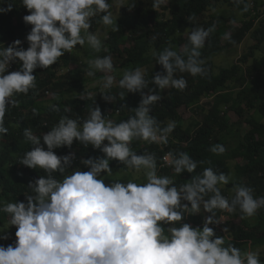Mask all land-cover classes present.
<instances>
[{"label": "clouds", "instance_id": "clouds-1", "mask_svg": "<svg viewBox=\"0 0 264 264\" xmlns=\"http://www.w3.org/2000/svg\"><path fill=\"white\" fill-rule=\"evenodd\" d=\"M3 3L8 6L0 7V13L11 11L15 2L0 0V4ZM21 3L30 13L23 17L26 24L32 25L24 42H28L29 47L24 49L22 41L17 39L10 46L0 48V134L8 132L4 117L9 105L16 107L19 104L15 95H26L36 88L34 70L49 68L64 54L70 58V64L59 69V82L73 70L85 69L84 64L75 69L71 67L74 58L70 52L77 45L85 44L99 52L102 47L100 28L117 24L119 10L126 5L124 0H21ZM166 3L167 0H153L152 8L157 11ZM247 8L245 5L244 11ZM97 16L102 26L97 31H90L93 18ZM214 28L194 26L185 31L186 44L179 48L169 44L159 51L154 50L156 63L162 65L164 71L156 73L151 80L147 77L153 73L146 76L147 69L137 67L125 70L117 81L112 74V57L95 58L91 54L94 59L87 61L86 75L92 78L102 76L97 72L104 74L101 87L104 99L113 102L115 97L110 90L118 86L127 93L139 92V106L130 109L123 105L103 113L96 107L84 118L66 115L42 137L34 134L32 128L24 129L25 140L31 142L32 147L18 157L11 168L12 165L20 166L25 168V173L31 168L41 169L47 175L29 183L31 193L26 194V203L0 200V212L9 217L8 224L0 225L3 245L4 239H9L6 229L11 232L17 227L15 244L0 245V264H264L259 250L242 251L231 243L225 246V240L232 238L221 233L222 228L229 233L227 225L230 221L224 222V218L229 219L237 210L242 218L256 215L264 208V196H254V189L245 184L231 183L234 185L229 187L231 177L211 167L177 186L175 183L185 178V171L196 172L203 161L198 162L187 152H172L173 144H181L171 135L176 122L164 124L151 116L155 106L161 107L171 98L172 88H186L187 80L181 74L188 73L193 77L206 74L200 50ZM18 61L22 62L20 70L15 66ZM150 84L158 87L161 93L155 94ZM169 88L170 96L165 98L163 90ZM77 90L84 92L81 99L91 96V93H85L89 90L86 85ZM42 94L47 107L75 114L67 100L78 95L76 91L70 92L66 99L57 98L48 89ZM120 96L123 97L124 92ZM214 98H204L198 107L211 109ZM82 108L86 110L85 106ZM227 110L225 107L224 111ZM122 111L134 114L126 121ZM202 113L203 110L198 114L195 111L194 117ZM200 119L197 128L203 125V115ZM133 140H142L144 146L151 145L160 150L159 167L156 154L147 151L138 154L131 147ZM77 141L85 147L91 145L104 155L80 157ZM63 146L69 147L68 155H57L54 150ZM236 146L237 143L232 147ZM210 151L223 154L226 149L215 144ZM91 154L92 150L89 156ZM74 160L76 164L87 166L89 171L70 170ZM111 160H118L137 173L142 171L143 182L129 179L124 184L113 180L106 185L105 177L112 175ZM166 170L168 175H162ZM105 172L108 176L102 177ZM122 172L127 171L115 175L122 176ZM56 174L62 178L57 179ZM220 186L233 194L230 197L223 195ZM217 211L225 213L217 215Z\"/></svg>", "mask_w": 264, "mask_h": 264}, {"label": "trees", "instance_id": "trees-1", "mask_svg": "<svg viewBox=\"0 0 264 264\" xmlns=\"http://www.w3.org/2000/svg\"><path fill=\"white\" fill-rule=\"evenodd\" d=\"M14 2L11 11L0 13V48H6L19 39L22 41V47L27 49L29 43L24 42L32 25L26 24L23 17L30 13L22 5L21 0ZM125 4L121 8V17L117 18V24L112 26L101 50L92 53L95 58L110 55L116 61L114 73L117 72V68L124 71L137 67L151 68L153 75L147 77L151 80L156 73L164 71L162 65L156 63L154 50L159 51L169 44L177 48L186 44L188 38L185 31H190L194 26H203L205 29L215 26L204 48L200 50L201 57L205 60L206 74L195 77L188 73L181 74L187 80L186 88L184 90L172 88L171 98L161 107L155 106L151 115L164 124L168 121L176 122L171 135L181 144H173L172 152H187L198 162L203 161L198 164L196 172L185 171V178L179 179L175 184L179 186L187 183L194 175L208 167L217 172H224L230 178L232 175L230 164L236 162V173L240 182L234 184L251 186L254 189V196H264V54L258 55L259 52L264 53V0H243L241 3L237 0H167V3L161 5L157 11L152 8L153 0H127ZM132 5L134 6L131 7ZM245 5H248L247 11H244ZM7 6V3L0 4V7L7 8ZM190 17L191 21H189ZM237 22H240L239 27H235ZM101 26L100 17L97 16L93 18L90 31H96ZM228 28L232 33L224 46L222 35ZM248 37L253 43L248 53L242 54L239 60L228 68L217 67L215 59L218 56L226 50L239 47ZM21 64L20 61L15 64L17 70H20ZM69 64L70 58L64 54L49 68L35 69L33 74L36 76V88L30 89L26 95L16 94L14 98L19 101L18 106L9 105L4 117V126L8 132L0 134V200L2 201L26 203V194L31 193L28 188L29 183L47 175L41 169L31 168L26 173L12 170L11 164L32 147L31 142L25 140L24 129L32 128L34 134L42 137L44 132L49 131L61 117L66 115L69 118L75 116L84 118L87 112L96 107H99L103 113L120 109L123 105H127L130 109L139 106L141 101L139 92L127 93V90L114 86L110 90V94L115 97L112 102L104 99L100 85L85 91L91 93L90 97L85 96V99H81L83 92L67 100L74 108L73 115H69V112L61 108L59 111H54L47 107L44 105V94H42L45 90H51L57 98L66 99L70 92L74 93L77 89H82L91 81H89L91 77L86 75L89 66L84 64L85 69L73 70L63 82H59V69ZM239 84L241 89L236 90ZM150 87L155 89V94L161 93L155 85L150 84ZM121 92H124L123 97L120 96ZM144 92H148V89H144ZM209 96H215L213 107L210 106L209 110L198 107L200 102ZM82 106H85L86 110H83ZM225 107L228 109L226 112ZM184 108H196V114L203 110L204 119L200 128H197L199 123L193 119L190 127H185L186 122L182 117ZM33 109H36L35 113ZM25 110L28 111L27 114ZM122 112L126 115V121L134 114L130 111ZM229 112H234L239 117V121L235 124L239 128L244 124L250 126V131L242 139L239 136L240 140H237V146L234 148L231 146L236 136L240 134V130L237 131L238 134L232 130L228 118ZM143 142L133 140L131 147L138 154L145 151L154 152L159 167L160 150L151 145L144 146ZM215 144L223 145L226 151L223 154L212 153L210 148ZM77 146L81 149L79 156L84 159L104 155L91 145L85 147L77 141ZM44 147L47 150V146ZM67 149L68 146H63L54 151L57 155L63 156L68 155ZM91 150L92 154L89 156ZM110 167L112 175L109 177L121 171L131 170L118 160H111ZM75 168L89 171L87 166L76 164L74 160L70 170ZM168 172L166 170L162 175H168ZM101 175L108 176L106 172ZM56 178L62 177L56 174ZM234 184H230L229 187L232 188ZM221 190L225 196L230 197V194H233L222 187ZM222 213L225 212L217 211V215ZM252 218H242L239 210L231 214L227 227L232 240H225V246L231 243L244 251L249 243L259 244L263 247L260 258L264 260V208L257 211V222L252 223ZM8 219V214L0 212V225L4 222L8 224ZM237 219H240L242 224H236ZM15 229L17 231L16 226ZM16 231L6 232L9 239H4L5 245L2 244L3 239H0V245L5 247L14 245L17 240Z\"/></svg>", "mask_w": 264, "mask_h": 264}, {"label": "rangeland", "instance_id": "rangeland-1", "mask_svg": "<svg viewBox=\"0 0 264 264\" xmlns=\"http://www.w3.org/2000/svg\"><path fill=\"white\" fill-rule=\"evenodd\" d=\"M125 3H127V0H124ZM122 8V7H121ZM121 8L119 10V15H118V18L121 17ZM115 11V9H114ZM240 26V22H237L236 26L235 27H239ZM112 26H107L105 27L104 25L100 28V32H101V39H102V45L105 41V38L108 36V33L109 31L111 30ZM97 31V30H96ZM232 33V30H230L229 28L225 30V32L223 33L222 35V45H226L229 38H230V35ZM253 45L252 41L250 40V37H248L243 44H241L239 47H236V48H232L230 50H226L224 51L220 56H218L216 59H215V62L217 64V67H230L232 66L234 63H236L239 58L241 57L242 54L244 53H248L250 51V47ZM95 50L91 48V46L85 44V46H81V45H77L75 47V50L73 52H70L71 55H72V58H74V61L72 62L71 64V67L73 69L77 68L78 66H83V64H88L87 61L88 60H91V59H94V57L91 55ZM264 53L263 52H259L258 55H263ZM113 59V58H112ZM113 64H114V67L116 66V61L113 59ZM119 66V65H117ZM117 68V67H116ZM151 68L147 69L146 70V76L150 73H151ZM123 72H124V69H119L117 68V74H114V72L112 73L115 77H116V80L118 81L122 75H123ZM99 75H102V76H94L92 77L89 81V83L86 84V89H91V88H94V87H98L100 85H102V81L104 80V74L101 73V72H97ZM240 84L238 85V88L236 90H240ZM170 89H165L163 90V96L165 98H168L170 96L169 92H170ZM126 91V90H125ZM76 93H80L79 90H76ZM204 100V99H203ZM202 100V101H203ZM201 101V102H202ZM200 102V103H201ZM195 108H192L191 110H185V109H182V113H183V119L185 120L186 125L185 127H189L190 126V123L192 122V119L195 120V122L201 120V116H196L194 117V114H195ZM197 117V118H196ZM229 120H230V126L233 127V131L237 133V131L240 130V134L237 135V139L239 140V136L240 138H242L243 136H241L242 134H246L247 132H249L250 130V126L247 125V124H244L242 125V127L239 128L238 125H235L238 121H239V117L234 113V112H231L228 116ZM194 125V122L193 124ZM234 125V126H233ZM233 145H235V143L233 142ZM232 147V146H231ZM230 147V148H231ZM231 168H232V176L229 180V184L231 183H236L238 182L239 180V176L237 178V173H236V162H232L230 164ZM245 164L242 165V167H244ZM122 176H117L115 175L114 177H111V178H108V177H105V184L106 185H110L111 183H113V180H119V182L121 183H126L130 180H134L135 182L137 183H142L143 182V172H135L133 170H129L127 172H122L121 173ZM189 207H190V204H189ZM201 210H202V206H201ZM192 216V215H191ZM253 217V218H252ZM252 223L253 222H256L257 221V213L256 215L252 216ZM232 219V218H231ZM229 219L227 218H224V222H227ZM235 223L236 224H242V222H240V219H237L235 220ZM224 228L221 229V233L225 234V235H228L229 233H225L223 231ZM8 230L6 229L5 233L7 232ZM220 233V234H221ZM253 250V251H256V250H259L260 253H263V247L259 244L257 245H252L251 243L248 244L246 250Z\"/></svg>", "mask_w": 264, "mask_h": 264}, {"label": "bare ground", "instance_id": "bare-ground-1", "mask_svg": "<svg viewBox=\"0 0 264 264\" xmlns=\"http://www.w3.org/2000/svg\"><path fill=\"white\" fill-rule=\"evenodd\" d=\"M12 170L13 171H18V172H20V173H25V168H22V167H20V166H17V165H12Z\"/></svg>", "mask_w": 264, "mask_h": 264}, {"label": "built area", "instance_id": "built-area-1", "mask_svg": "<svg viewBox=\"0 0 264 264\" xmlns=\"http://www.w3.org/2000/svg\"><path fill=\"white\" fill-rule=\"evenodd\" d=\"M10 66H13V64L11 63Z\"/></svg>", "mask_w": 264, "mask_h": 264}]
</instances>
